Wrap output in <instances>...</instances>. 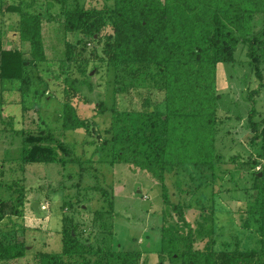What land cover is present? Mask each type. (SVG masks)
<instances>
[{
  "label": "trees",
  "instance_id": "trees-1",
  "mask_svg": "<svg viewBox=\"0 0 264 264\" xmlns=\"http://www.w3.org/2000/svg\"><path fill=\"white\" fill-rule=\"evenodd\" d=\"M50 1L60 5L65 33L95 36L106 26L112 27L113 32L104 43L102 59L115 70L114 95L138 91L144 102L142 112L136 113L133 109L126 113L127 118L135 120L136 114L146 120L143 125L139 121L122 125L124 115L115 104L108 108L102 103L99 112L112 113L113 126L106 130L112 136V158L129 164L134 172H148L161 183L165 204L159 229L161 252L172 260H182V264H264V170L261 175L259 171L253 172L256 197L251 199V190L248 191L249 200L238 212L241 219L245 218L244 226L252 229L248 231H254L252 248L248 247L247 237L241 247L231 249L228 243L226 249L215 248L216 236L234 219L230 210L216 207L211 208L212 219L205 213L212 224L211 231L206 229L207 224L199 225L201 234L206 229L203 236H208L209 242L204 248L198 247L196 228L187 216L189 204L172 200L167 184L171 176L184 173L194 187L187 193L193 194L215 180L217 163L222 157L218 135L225 129L221 128L223 118L219 113L222 94L218 88V64L235 65L241 44L246 46L247 58L261 83L249 94L248 119L253 137L261 140L262 146L259 157L254 158L251 153L247 163L256 166L259 158H264V126L255 120L257 100L254 97L264 83V0H114L113 5L104 3L101 7H81L78 0ZM71 1L75 2L74 6ZM36 2L32 0L33 4ZM33 11H23L18 26L20 40L29 43L31 58L25 57L18 48H4L0 36V78L22 82L20 99L25 134L23 157L18 164L21 168L34 162L82 164V154L65 140V135L89 124L80 118L71 102L77 96L84 97L86 103L92 101L80 90L83 83L91 87L89 62L79 59L75 55L76 46L63 36L65 51L54 60L57 63L54 75L63 87L65 109L62 129L56 132L43 123L36 102L37 74L31 65L47 62V70L52 72L54 61L46 54L41 14ZM156 92L163 98H152ZM30 97L33 106L29 105ZM92 127L93 122H90L88 132H92ZM89 188L99 191L106 203L103 209L99 206L95 210L93 220L101 233L110 236L107 242L97 247L89 244L79 235V224L69 218L63 230L62 252L28 256L23 242L11 244L0 231V264H80L79 258L95 251L106 255L108 264H140V252L113 249L108 242L112 240L111 228L116 218L113 194L102 186ZM179 189L180 193L184 192ZM15 200L14 213L22 215V199ZM9 203L0 197V216ZM65 257L71 259L65 260ZM25 258L28 260L24 261Z\"/></svg>",
  "mask_w": 264,
  "mask_h": 264
},
{
  "label": "rangeland",
  "instance_id": "rangeland-1",
  "mask_svg": "<svg viewBox=\"0 0 264 264\" xmlns=\"http://www.w3.org/2000/svg\"><path fill=\"white\" fill-rule=\"evenodd\" d=\"M36 1L33 4L32 0H0L2 45L6 49L18 48L25 57L31 58L29 43L20 40L18 26L23 11L34 10L33 12L40 13L48 58L51 61L58 60L65 51L64 36L76 46L75 55L89 62L91 87L83 83L80 90L83 96L92 101L86 103L84 97L77 96L71 102L80 118L87 120L89 124L93 122V127L92 132H88L89 124H85L65 135V140L74 145L78 154H82V164L34 162L21 168L18 161L23 157L25 134L20 99L22 82L0 78V197L10 201L8 208L0 216L2 235L11 244L23 242L27 246L28 256L39 252H62L63 230L69 224L68 219L74 218L79 224L81 238L97 247L107 242L110 237L108 233H101L93 220L95 210L99 206H102L99 209H103L106 203L99 191L89 187L102 186L115 197L116 218L111 228L112 240L108 241L113 249L118 247L120 250L140 252V264H182V260H172L169 255L161 252L159 229L165 207L161 183L148 172H134L129 164L112 158V136L106 130L113 126V117L110 111L101 114L100 104L103 103L108 108L115 104L124 115L122 125L138 121L143 125L146 120L141 115L137 117L135 113V120L127 118L128 111L135 109L133 112H142L144 102L140 100L142 95L138 91L132 90L131 93L118 97L114 95L115 70L102 59L104 43L108 34H112V27L106 26L95 36L77 32L65 33L60 5L50 0ZM104 3L111 6L114 0H78L81 7H101ZM29 4L33 6L30 7ZM74 5L75 2L71 1V6ZM31 67L37 75L40 74H35L34 89L37 90L36 102L40 106L38 110L43 117V123L60 132L65 101L63 87L56 82L54 75L57 63L54 61L51 65L52 72L47 70V62ZM260 85V80L247 58L246 46L241 44L235 65L218 64V88L222 94L219 113L223 118L221 128L225 129L218 135V148L222 157L221 162L217 163L215 180L201 186L193 194L187 193L194 187L184 173L171 176L167 180L171 199L187 201L189 204L187 216L196 228L197 246L200 248H204L209 242V237L203 235L206 234V229L211 231L212 224L206 219L205 213L208 212L212 219V207L221 210L226 208L234 215L232 222L216 236L215 248L226 249L228 243L231 244V249L241 247L246 237V241L249 240L248 247L255 246V238H251L254 231H248L252 229L244 226L245 218L241 219L238 212L249 200L248 191L251 190V199L256 197L253 172L259 171L261 175L264 170V158H259L260 162L256 166L247 163L251 153L254 158L259 157L258 151L262 146L261 140L253 137L248 119L251 109L249 94ZM254 97L257 100L255 120L264 126V83ZM152 98L160 100L163 95L156 92ZM29 105H34L31 97ZM7 184L12 187H7ZM178 187L184 189V192L180 193ZM16 198L22 199V215L14 213L12 208ZM34 201L40 202V211L32 207ZM254 223L252 219V228ZM200 224H207L202 234ZM68 259L71 258L65 257V260ZM79 260L80 264H108L106 255L96 251Z\"/></svg>",
  "mask_w": 264,
  "mask_h": 264
},
{
  "label": "water",
  "instance_id": "water-1",
  "mask_svg": "<svg viewBox=\"0 0 264 264\" xmlns=\"http://www.w3.org/2000/svg\"><path fill=\"white\" fill-rule=\"evenodd\" d=\"M32 207L37 211H40V202L39 201L32 202Z\"/></svg>",
  "mask_w": 264,
  "mask_h": 264
}]
</instances>
